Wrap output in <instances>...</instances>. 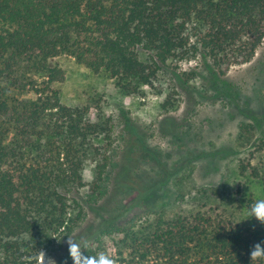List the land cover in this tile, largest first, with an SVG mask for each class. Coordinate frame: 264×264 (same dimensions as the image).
Listing matches in <instances>:
<instances>
[{
    "label": "trees",
    "instance_id": "trees-1",
    "mask_svg": "<svg viewBox=\"0 0 264 264\" xmlns=\"http://www.w3.org/2000/svg\"><path fill=\"white\" fill-rule=\"evenodd\" d=\"M263 41L264 0H0V264H39L40 251L81 220L82 206L71 194L84 186L86 165H96L97 188L107 169L96 144L99 127L88 111L63 105L52 87L63 80L57 57L71 56L122 92L138 93L170 63L198 54L224 77L232 65L251 62ZM171 76L174 87H189L186 73ZM29 93L34 97L26 99ZM252 148L264 152V139ZM240 170L260 183L264 199V162ZM222 195L213 193L221 203ZM255 201L249 198L242 212L201 207L160 219L127 235L129 253L113 260L264 264L249 258L264 241V225L248 215ZM81 250L99 258V249Z\"/></svg>",
    "mask_w": 264,
    "mask_h": 264
},
{
    "label": "rangeland",
    "instance_id": "rangeland-1",
    "mask_svg": "<svg viewBox=\"0 0 264 264\" xmlns=\"http://www.w3.org/2000/svg\"><path fill=\"white\" fill-rule=\"evenodd\" d=\"M54 63L63 72V80L52 86L60 102L88 111L108 162L98 188L96 165H86L84 186L71 194L82 206L81 220L72 234L44 251L39 264L67 260L68 239L117 259L130 251L127 235L160 219L201 207L242 212L249 198L263 199L260 183L249 172L242 174L240 165L264 162V152L254 154L252 148L264 139V41L251 62L232 65L224 77L198 54L170 63L167 73L138 93L122 92L115 80L93 74L71 56ZM174 70L188 75L189 87L172 85ZM214 192L223 193V203Z\"/></svg>",
    "mask_w": 264,
    "mask_h": 264
},
{
    "label": "clouds",
    "instance_id": "clouds-1",
    "mask_svg": "<svg viewBox=\"0 0 264 264\" xmlns=\"http://www.w3.org/2000/svg\"><path fill=\"white\" fill-rule=\"evenodd\" d=\"M248 215L254 217L258 222L264 225V199L256 200L248 209ZM68 245L69 257L72 260V264H83L84 261H91V264H116L113 259L101 254L99 258L88 257L81 250V247L75 241L68 239L66 241ZM40 255L44 257L45 253L40 251ZM250 261L264 259V241L255 243L249 250ZM52 261V260H49Z\"/></svg>",
    "mask_w": 264,
    "mask_h": 264
}]
</instances>
